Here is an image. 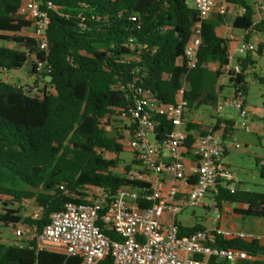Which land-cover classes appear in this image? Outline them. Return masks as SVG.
I'll return each instance as SVG.
<instances>
[{
	"label": "trees",
	"instance_id": "trees-1",
	"mask_svg": "<svg viewBox=\"0 0 264 264\" xmlns=\"http://www.w3.org/2000/svg\"><path fill=\"white\" fill-rule=\"evenodd\" d=\"M23 0H0V43L9 42L17 49L0 46V71L27 68L38 55L35 41L25 35L30 23L16 16ZM48 13L49 54L45 58L50 73L30 74L44 87L40 96L32 91L0 82V228L34 227L40 235L53 213L69 203H85L88 187H101L112 195L123 188H138L119 174L124 145L107 131L119 120H127L125 129L134 130L129 110L140 92L150 93L161 104H173L187 83V110L204 106L217 108V84L229 63L231 41L225 37L231 19L234 30L264 34V0H225L245 13L228 17L213 13L202 24L203 45L196 69L188 71L184 50L190 41L198 14L189 0H41ZM51 4V6H49ZM135 18L136 20H132ZM245 41H249L246 35ZM259 45L255 51L263 53ZM211 65L218 66L211 71ZM254 61L247 55L243 74L232 84L242 86L247 96L245 72ZM34 67V64H33ZM51 78V81H47ZM119 119V120H118ZM224 128L223 138L233 129L231 120L218 119L211 131ZM171 125L162 122L156 130L163 136ZM189 147L200 127H186ZM116 134V132L114 133ZM107 154L116 155L108 159ZM227 156V149L225 150ZM141 166L135 160L125 171ZM260 177L264 180V163ZM69 190L66 194L61 187ZM219 208L224 203L246 206L236 212L243 217L264 218V194L237 189L231 193L219 186L214 197ZM27 206L40 210L41 217H24ZM180 237L207 228L202 223L191 227L178 225ZM112 239L113 232L104 231ZM35 241L1 242L0 264H80V258L65 253L31 249ZM213 246L239 249L253 258L264 255L258 240H224ZM196 259H202L200 256ZM98 264H112L110 257ZM213 264H231L213 261ZM234 264H264L256 260Z\"/></svg>",
	"mask_w": 264,
	"mask_h": 264
},
{
	"label": "built area",
	"instance_id": "built-area-1",
	"mask_svg": "<svg viewBox=\"0 0 264 264\" xmlns=\"http://www.w3.org/2000/svg\"><path fill=\"white\" fill-rule=\"evenodd\" d=\"M42 6L41 0H23L16 13L18 18L30 23L26 30L28 36L35 41L38 55L44 54L42 62L37 55L32 57L33 70L38 76L51 71L45 60L49 54L47 32L50 19ZM193 8L198 21L184 50L188 71L198 65L203 45V22L213 13L228 17L245 13V9L233 5L216 7L215 0H193ZM228 39L232 42L235 38L229 36ZM256 50L255 45L243 41L229 52V63L222 68L228 81H236L243 74V57ZM186 91L185 81L173 104H161L150 93L139 91V97L129 110L134 130L129 133L128 148L133 160L141 166L125 171L124 175L128 181L140 186L120 189L114 195L105 188L88 187L86 202H69L61 211L53 213L43 232L32 239L36 245L31 249L39 252L48 249L45 244L57 245L62 248L59 252L69 258H80V264H98L108 257L112 264H213L214 260L234 264L254 260L243 250L213 245L219 237L229 241H261L256 235L215 226L180 237L179 215L187 209L204 207L207 196L212 194L211 208L218 224L222 219L221 209L214 198L218 187L234 193L239 185L237 176L225 162L226 146L219 135L215 132L198 134L191 146L186 145ZM226 109L235 110L241 119L230 118L233 130L252 133L241 85L232 84L230 96L222 99L216 108L219 114ZM163 121L169 123L171 129L160 137L156 129ZM61 190L69 193L63 186ZM40 217V210L31 214L34 220ZM15 230L24 237L23 226ZM104 231L113 232L119 239H112ZM197 256L202 259H196Z\"/></svg>",
	"mask_w": 264,
	"mask_h": 264
},
{
	"label": "rangeland",
	"instance_id": "rangeland-1",
	"mask_svg": "<svg viewBox=\"0 0 264 264\" xmlns=\"http://www.w3.org/2000/svg\"><path fill=\"white\" fill-rule=\"evenodd\" d=\"M189 3L192 5L193 0H189ZM235 17V16H234ZM231 24V19H229ZM234 34L237 37H242L244 31L234 30ZM259 35L258 33H254ZM25 35H29V31L25 30ZM260 36L264 40V34L261 33ZM255 43L256 48L258 47ZM264 45V44H263ZM0 46L17 49L18 46L9 43L1 42ZM264 47V46H263ZM254 61L253 67L249 68V71L246 74V82L248 85L247 93V102L248 110L252 111L256 108L264 110V48L261 56H258L256 52L247 54ZM245 55V56H247ZM0 82H6L11 85L22 87L27 91H32V96H40L41 91L44 87V84L39 82L36 84L35 78L27 71V68L24 67L20 70L14 71H0ZM221 82L224 83V78L221 79ZM230 87L229 83L226 82L221 86L222 89L226 90ZM228 98V97H227ZM216 109V108H215ZM214 107L207 106L202 107L198 110L190 111L188 115V120L193 121L199 119L204 125V116L214 115ZM209 110V112H207ZM222 114H229L234 117L236 120H241L238 117V113L231 109V111L224 110ZM252 116L249 117V121L252 122ZM119 120V119H118ZM120 122L114 123L112 127H108L107 131H111L109 135L111 136H121L119 137L120 142L124 145V151L120 155V168L117 170L119 174L124 175L125 167L130 165L133 161V155L128 148V141L130 139L129 132L125 129L126 125H129L130 122L127 120H119ZM209 117L205 118V124L209 123ZM254 123L259 128H264V119L254 120ZM116 132V134H114ZM153 140V138H151ZM228 147V153L225 158V162L231 168V170L237 176V179L245 185V188L250 192L264 194V180L260 177L261 168L264 163V134L261 133H245L240 129H235L233 137L231 140L226 142ZM108 159H115L116 155L107 154ZM139 169L140 166L134 167ZM211 195H208L204 204L208 203ZM28 212H24V217H30L34 211L31 206H27ZM215 219V211L213 209L207 210L203 207L195 209H187L183 214L178 216V221L194 226L197 223H202L206 227H210L213 224ZM238 221L248 226L249 219L245 220L241 218H236ZM23 226L24 237H21L16 230L12 228H0L1 233V242L5 245H12L16 241H32L36 237V231L34 227ZM45 247L53 251H61L62 248L53 244H45Z\"/></svg>",
	"mask_w": 264,
	"mask_h": 264
},
{
	"label": "crops",
	"instance_id": "crops-1",
	"mask_svg": "<svg viewBox=\"0 0 264 264\" xmlns=\"http://www.w3.org/2000/svg\"><path fill=\"white\" fill-rule=\"evenodd\" d=\"M215 4H216V7H220V6H230L228 5L225 0H215ZM192 6H193V3H192ZM31 33V32H30ZM256 33V32H254ZM254 33H250V34H247L246 32H244V35L242 37H237L235 34H234V29L232 27V23L230 24V22L227 23V26H226V29H225V37L228 39L229 36H233L235 39L234 41H232L230 43V52L234 51L235 48L237 47V45L243 41H245V37L246 35L249 36V41L248 43H251L253 45H255V43H257L256 45L259 46V45H262L264 46V40L262 39V37L260 36V33H258L259 35H255ZM257 34V33H256ZM247 56L243 57L244 59L246 58ZM250 67H253V66H248V70L245 72V76L247 74V72L249 71V68ZM209 69L211 71H216L218 69V66L216 65H211L209 67ZM224 78V83L226 82L228 84V80L227 78L225 77V75H223L220 80L218 81V84H217V89H218V95H219V100L221 101L222 99H225L227 97L230 96L231 94V87H228V89L224 90L221 88V86L224 84L223 82H221V79ZM219 101V102H220ZM204 107H207V106H204ZM246 107L248 109V102H247V96H246ZM215 109V107H214ZM228 111H231V109H226ZM249 111V110H248ZM207 112H209V110H207ZM190 111L186 114V117H185V121H184V127L186 128L187 125L189 123H192V124H195L197 126L200 127V131L202 132H208V131H211L214 126L217 124V121L218 119H222V120H230V118H232L231 115L229 114H219L217 112V110L215 109V113L214 115H205L204 116V125L202 124V122L199 120V119H196V120H193V121H189L188 120V115H189ZM249 115H250V118L252 116V126H253V131L252 133H261V134H264V128L261 129L259 128L258 126L255 125L254 123V120H262L264 119V110L260 109V108H256L255 110H252V111H249ZM206 117H209V120L210 122L205 124V118ZM234 118V117H233ZM109 129V128H108ZM235 130H232L229 134H227L225 136V138H223V135H224V128L222 126V128L219 130V131H216L215 133L217 135H219L225 146H226V149H227V153H228V147H227V144L226 142L228 140H231L232 137H233V133H234ZM198 134H201V132H195L194 133V137L197 136ZM231 169V168H230ZM239 181V180H238ZM239 185H240V188H242L243 190H246L248 191L246 188H245V185L242 184L240 181H239ZM211 197L209 198V201L208 203L204 204V209H207V210H211V199L213 198V195L210 194ZM241 209H246V206L244 205H238V204H231V203H224L222 206H221V212H222V219L221 221L217 224L215 223V219L213 220V224L212 226H210L209 228L206 227L207 229H212L214 228L215 226H220L224 229H228V230H233V231H237V232H241V233H245V234H250V235H256L258 237H260L261 239V244L264 246V218H257V217H243L242 215L238 214L236 211L237 210H241ZM241 218L243 220H245L246 218L249 219L248 221V226L243 224L242 222L238 221L236 218ZM177 224L179 225H182V226H185V227H191V225H188V224H185V223H182V222H179L178 221V217H177ZM254 260L256 261H261V262H264V255H259L257 257L254 258Z\"/></svg>",
	"mask_w": 264,
	"mask_h": 264
},
{
	"label": "water",
	"instance_id": "water-1",
	"mask_svg": "<svg viewBox=\"0 0 264 264\" xmlns=\"http://www.w3.org/2000/svg\"><path fill=\"white\" fill-rule=\"evenodd\" d=\"M27 71L29 73L33 72V63H29L28 66H27ZM47 81H51V78H48ZM240 188V185H237V189Z\"/></svg>",
	"mask_w": 264,
	"mask_h": 264
}]
</instances>
